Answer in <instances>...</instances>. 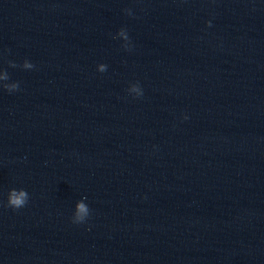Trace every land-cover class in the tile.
Returning a JSON list of instances; mask_svg holds the SVG:
<instances>
[{"label":"clouds","instance_id":"obj_1","mask_svg":"<svg viewBox=\"0 0 264 264\" xmlns=\"http://www.w3.org/2000/svg\"><path fill=\"white\" fill-rule=\"evenodd\" d=\"M20 195L22 196L23 193H21ZM9 203L13 208H20L23 201L19 197H17L15 193H13Z\"/></svg>","mask_w":264,"mask_h":264}]
</instances>
